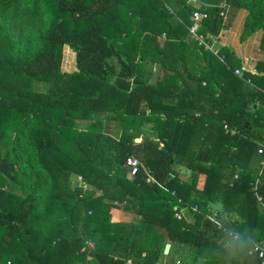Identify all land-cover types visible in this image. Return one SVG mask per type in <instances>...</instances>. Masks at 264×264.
I'll list each match as a JSON object with an SVG mask.
<instances>
[{
	"label": "trees",
	"instance_id": "1",
	"mask_svg": "<svg viewBox=\"0 0 264 264\" xmlns=\"http://www.w3.org/2000/svg\"><path fill=\"white\" fill-rule=\"evenodd\" d=\"M195 6L0 0V264H260L264 63L239 78V58L189 27L205 11L197 33L212 40L245 10L241 41L262 31L264 51V0H226V19ZM142 63L161 67L156 85Z\"/></svg>",
	"mask_w": 264,
	"mask_h": 264
},
{
	"label": "crops",
	"instance_id": "2",
	"mask_svg": "<svg viewBox=\"0 0 264 264\" xmlns=\"http://www.w3.org/2000/svg\"><path fill=\"white\" fill-rule=\"evenodd\" d=\"M198 6V5H196ZM247 16V12L245 10H239L232 20L228 29L222 30L216 40V47H222L234 54L237 58H239V62L234 61L232 69H247L253 71L256 65L259 62L264 63V51L261 50V40H262V31H257L249 36L246 40L241 41V34L243 32L245 18ZM66 48L71 52L73 56L72 63H65L64 61V53ZM141 78L142 81L146 84L156 85L157 82L161 79L163 72L161 71V67L158 64L151 63H142L141 65ZM61 69L63 72L72 73L75 72L76 62H75V53L69 47L65 46L63 48V58L61 62ZM105 132L111 134L112 136H118L120 134V124L115 123H106L104 128ZM155 139V138H153ZM139 141V140H137ZM204 177H200V186H202V182ZM115 215L113 214V218L129 222L132 220V216L128 213L113 210ZM112 211V213H113ZM136 219V218H135Z\"/></svg>",
	"mask_w": 264,
	"mask_h": 264
},
{
	"label": "built area",
	"instance_id": "3",
	"mask_svg": "<svg viewBox=\"0 0 264 264\" xmlns=\"http://www.w3.org/2000/svg\"><path fill=\"white\" fill-rule=\"evenodd\" d=\"M187 1L192 5L198 4L196 0H187ZM227 13H228V10L225 8V6H223L219 15L223 19H226ZM207 18H208V14L205 11L204 12L195 11L191 15L190 19L193 22V25L189 27V39L196 41L199 46L203 47L204 49H206V50H208V51H210L216 55L217 51H215L214 49L212 50V47H215L216 40H217L219 35L212 40H206L204 36H200L197 33L198 29L200 27V24L202 23V21L206 20ZM234 73L237 77H239V78L242 77V69H236V70H234ZM263 117H264V113H263ZM258 154H260V155L264 154V144L260 145V147L258 149ZM261 164H262V166H264V161ZM124 166L126 167L127 171L130 173V175L134 176V175L138 174L139 169L141 167V163L133 157H128L125 161ZM261 173H262V170L259 172V176L261 175ZM78 180H81V179L79 178ZM146 182L147 183L153 182L152 177L147 175ZM258 200L261 201V199L259 197H258ZM181 212H182V210L176 214V218L178 220H181V218H182ZM211 220L216 223V220L214 218ZM235 238H237V237L235 236ZM250 253H256L258 256V259L260 260V264H264V242H254L252 244V248H251ZM176 264H179V262H177Z\"/></svg>",
	"mask_w": 264,
	"mask_h": 264
},
{
	"label": "water",
	"instance_id": "4",
	"mask_svg": "<svg viewBox=\"0 0 264 264\" xmlns=\"http://www.w3.org/2000/svg\"><path fill=\"white\" fill-rule=\"evenodd\" d=\"M198 4H201L206 7H215V8H222L225 6L226 0H196ZM114 86L123 92H129L132 87V82L129 80H125L122 78H116L114 81ZM170 249V245L167 244L164 248L163 254H168Z\"/></svg>",
	"mask_w": 264,
	"mask_h": 264
},
{
	"label": "rangeland",
	"instance_id": "5",
	"mask_svg": "<svg viewBox=\"0 0 264 264\" xmlns=\"http://www.w3.org/2000/svg\"><path fill=\"white\" fill-rule=\"evenodd\" d=\"M196 5H198V4H196ZM196 8H199V9H203L202 7H206V6H203V5H201V4H199L198 6H195ZM217 48H219V47H216V45H215V47H212V50L214 49L215 51H217L216 49ZM206 50V49H205ZM208 51V50H207ZM146 132H148L147 133V136H149V137H151V138H156V134L151 130V126L150 125H147L146 126ZM80 184H82V182H81V180H78V185H80ZM114 216H116L115 215V213H114V211H113V213H112Z\"/></svg>",
	"mask_w": 264,
	"mask_h": 264
}]
</instances>
